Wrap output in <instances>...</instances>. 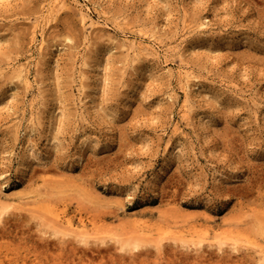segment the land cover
<instances>
[{"label":"rangeland","instance_id":"374dc122","mask_svg":"<svg viewBox=\"0 0 264 264\" xmlns=\"http://www.w3.org/2000/svg\"><path fill=\"white\" fill-rule=\"evenodd\" d=\"M62 1L0 0V264H264V0Z\"/></svg>","mask_w":264,"mask_h":264},{"label":"bare ground","instance_id":"6f19581e","mask_svg":"<svg viewBox=\"0 0 264 264\" xmlns=\"http://www.w3.org/2000/svg\"><path fill=\"white\" fill-rule=\"evenodd\" d=\"M54 1H55V0H54ZM56 1H61V3H63L62 0H56ZM64 2H65V0H64ZM51 3H52V2H51ZM52 4H53V3H52ZM54 4H55V3H54ZM59 4H60V3H59ZM59 4H58V5H59ZM63 5H64V3H63ZM50 7H51V6H50ZM54 8H55V7H54ZM124 44H125V43H124ZM133 47H134V46H133ZM128 48H129V47H128ZM100 68H101V66L98 65V66H97V69H98V70H101ZM181 74H183V75L185 76V79H186V92H188V86H189V85H188V81H189V79H190L191 74H190L189 72H187V71H184V72L181 71ZM181 76H182V75H181ZM185 79H184V80H185ZM184 90H185V89H184ZM93 101L95 102V99H94ZM94 106H97V105L94 104ZM11 198H12V197H11ZM221 242H222V241H221Z\"/></svg>","mask_w":264,"mask_h":264}]
</instances>
